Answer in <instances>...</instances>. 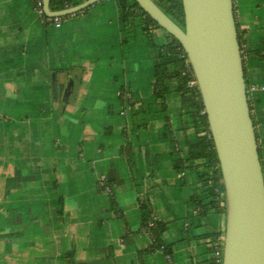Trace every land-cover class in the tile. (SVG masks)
Masks as SVG:
<instances>
[{"label":"crops","instance_id":"crops-1","mask_svg":"<svg viewBox=\"0 0 264 264\" xmlns=\"http://www.w3.org/2000/svg\"><path fill=\"white\" fill-rule=\"evenodd\" d=\"M35 6L0 0V264L205 263L207 235L223 231L226 216L195 215L203 169L179 173L174 162L188 156L196 130L176 81L165 105L154 94L143 28L123 27L105 0L61 27ZM234 11L249 52L247 81L258 87L250 98L264 172V0H234ZM160 36L157 47L167 41ZM101 177L125 220L100 192ZM141 202L166 224L168 254H144L153 239L141 231Z\"/></svg>","mask_w":264,"mask_h":264},{"label":"water","instance_id":"water-1","mask_svg":"<svg viewBox=\"0 0 264 264\" xmlns=\"http://www.w3.org/2000/svg\"><path fill=\"white\" fill-rule=\"evenodd\" d=\"M102 0L54 12L76 15ZM182 45L197 80L226 196L222 264H264V172L251 115L234 0H182L185 29L154 0H134ZM89 264V263H78Z\"/></svg>","mask_w":264,"mask_h":264},{"label":"trees","instance_id":"trees-1","mask_svg":"<svg viewBox=\"0 0 264 264\" xmlns=\"http://www.w3.org/2000/svg\"><path fill=\"white\" fill-rule=\"evenodd\" d=\"M34 4H37V0H33ZM87 0H50V9L54 12L63 11L65 9L78 6ZM104 1V0H102ZM116 7L120 14V22L123 27L128 28L135 25L134 20L140 19L139 24L143 31L149 36L151 35L152 29H162L154 20H152L148 14L140 7L134 0H114ZM161 10L169 16L178 26L185 29V13L182 0H154ZM93 7V6H92ZM91 8V7H90ZM88 8V9H90ZM88 9L82 11L85 12ZM235 12V11H234ZM81 13V12H80ZM238 38L242 52L243 65L245 71V79L247 88L249 82L247 81V73L245 67V57L249 54L245 49L246 39L244 32L240 30L238 24ZM164 30V29H163ZM165 31V30H164ZM166 32V31H165ZM167 41L161 47H157L151 40L153 51H154V70H155V82L153 85V91L157 99L162 102L163 105L166 103V96L170 94L171 83L176 81L177 92L181 95L182 105L189 108V114L192 118V122L197 134V141L194 144L189 145V153L185 159H177L174 162V167L179 173H183L186 170H199L198 171L199 181L203 184L205 189V196H199L195 194L191 199V204L195 210L196 217L205 218L210 213L226 216V196L224 186L221 183L222 174L220 170V164L215 149L214 141L212 139L207 114L203 104L202 96L198 87L193 90L188 89L187 83L190 76L184 75L187 71L188 60L187 55L180 44V42L167 33ZM152 36V35H151ZM192 75V73H191ZM128 90L123 87L121 89L120 98L126 100ZM249 105L251 109V115L256 128V122L252 114V100L250 96ZM204 113V114H203ZM257 137V134H256ZM258 140V137H257ZM122 154L127 157L129 163L134 162V152L130 145L122 148ZM259 155L262 162L261 152L259 149ZM193 163V164H192ZM192 164V165H191ZM263 166V165H262ZM109 187L112 186L110 183ZM111 188V187H110ZM100 192H104V188H99ZM111 207L116 217L124 219V214L120 210L117 200L111 192L110 194ZM141 212L143 214V226L141 231L151 233L153 243L151 247L145 251L144 254L151 253L155 250L164 248L165 253H169V248L163 243V235L166 232V224L157 222L155 219L150 217L149 206L141 202ZM153 222L154 227L148 228L149 222ZM150 230V232H149ZM226 227L223 231H213L207 235L210 240L209 243V255L210 258L203 264H222L223 253L221 256L217 255L216 244L222 245Z\"/></svg>","mask_w":264,"mask_h":264},{"label":"built area","instance_id":"built-area-1","mask_svg":"<svg viewBox=\"0 0 264 264\" xmlns=\"http://www.w3.org/2000/svg\"><path fill=\"white\" fill-rule=\"evenodd\" d=\"M35 7H36V11L38 12V14L40 15V17L45 22L52 23L56 27H61L62 26V20H63V18H58V17L51 18V17H48L45 14V11H44V8H43V0H37V4H36ZM186 63H187V71L184 72V75H187L188 74L190 76V79H189V81L187 83V87H188V89L193 90L196 87H198L197 80L195 78V75H194V72L192 70V67H191V65L189 63V60H187ZM191 73H192V75H191ZM257 90H258V87L257 86L251 85V86H249L247 88V94L251 97V95L253 93H255ZM262 90H264V88H262ZM204 113H206V112H204ZM100 185H101V187L104 188V190H105V192L107 194H110L112 192L111 188L108 186V180H107L106 177H101V179H100ZM153 227H154V224H153V222L150 221L149 224H148V228L149 229H152ZM149 232H150V230H149ZM222 240L224 241V238H222ZM216 246L218 248L217 249V255L218 256H221L222 253H223V246H224V244H222V245L216 244ZM164 248L165 247H162V250H164ZM168 259L171 260V256L170 255H168Z\"/></svg>","mask_w":264,"mask_h":264},{"label":"rangeland","instance_id":"rangeland-1","mask_svg":"<svg viewBox=\"0 0 264 264\" xmlns=\"http://www.w3.org/2000/svg\"><path fill=\"white\" fill-rule=\"evenodd\" d=\"M105 2H107V5L109 4V5H113L115 8H117L116 7V3H115V1L114 0H105ZM134 22L135 23H137V24H141V20L140 19H135L134 20ZM143 33H146L145 31L143 32V30H141L140 31V34H141V37L142 38H146V37H148V40L149 41H153V43L156 45V46H158L157 44H161V43H163L162 42V40H161V34H163V33H166L163 29H158V30H156L153 34H152V36L150 35H148V34H143ZM150 50V48L148 47V45L146 44H144V49H142V54H144L145 55V58L147 57V52ZM127 108V106L125 107V109ZM131 114V113H130ZM131 116H132V114H131Z\"/></svg>","mask_w":264,"mask_h":264}]
</instances>
